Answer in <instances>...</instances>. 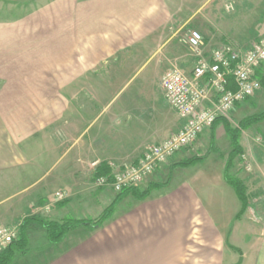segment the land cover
Segmentation results:
<instances>
[{
  "label": "crops",
  "instance_id": "0c3cea01",
  "mask_svg": "<svg viewBox=\"0 0 264 264\" xmlns=\"http://www.w3.org/2000/svg\"><path fill=\"white\" fill-rule=\"evenodd\" d=\"M223 5L224 0H0V226L19 220L16 239L21 233L25 239L24 251L9 264H192L183 256L192 227L226 241L236 233L241 202L224 178L229 137L223 149L216 145L226 134L222 121L141 183L168 179L165 186L143 200L123 196L98 228L78 226L54 243L40 224L25 222L33 215L57 220L59 209L74 203L91 210L102 197L100 215L117 192L107 185L75 194L88 187L89 162L125 166L179 129L175 113L160 121L154 109V117L134 119L128 107L142 103L148 73L158 84L172 67L190 74L191 59L175 44L177 30H198L207 52L227 39ZM116 90L126 91V98L117 109L107 108ZM201 155V162L175 165ZM62 187L71 198L56 204L54 217L29 214L33 204Z\"/></svg>",
  "mask_w": 264,
  "mask_h": 264
},
{
  "label": "rangeland",
  "instance_id": "374dc122",
  "mask_svg": "<svg viewBox=\"0 0 264 264\" xmlns=\"http://www.w3.org/2000/svg\"><path fill=\"white\" fill-rule=\"evenodd\" d=\"M232 1L234 3V9L230 12H227L225 9L223 10L225 31L230 32L228 36H226L227 39L224 40L222 44L231 42L242 47H247L253 40L264 36V0ZM191 29L194 28L186 26L177 30L175 32L174 40L176 47L180 51H185L191 59L193 65V53L186 43V37ZM230 33L233 38L229 36ZM142 71L143 72L141 74L135 76L137 80L142 78L143 74L147 73L148 69ZM147 77L146 90L142 95L143 100L140 101L142 103L135 107L134 104L131 107H128L129 110H132L130 117L135 119V116L141 114L143 116H146L147 114L149 117H154L155 114L153 113V110L159 109L160 121L162 119H166V117L171 118L175 112L168 106L163 98L162 90L159 88L160 80L158 84L156 78L157 76L152 72L148 73ZM126 95L127 92L124 90L114 91L110 97L111 102L107 108L117 109L125 100ZM99 110L101 109L97 108V111ZM263 110L264 89L261 86L260 90L254 96L241 103L239 108L227 112L225 118H227L231 126L236 127L237 123L244 117L262 112ZM108 111L109 110H106V113H102V115L97 117V125L106 116ZM101 116L102 118H100ZM111 133L109 135L113 136ZM109 135L107 133L106 136L110 137ZM257 137L258 140L256 139ZM110 139L114 140L112 137ZM225 140H228L226 134H224L222 138L219 137L216 142L217 147L223 149ZM213 146L214 144L210 143L208 151L213 149ZM242 146L243 152L242 156H240V162H235V169L237 168V172L233 171V166L235 165L234 163L230 169V173L239 177L244 182L248 196L249 209L248 212L241 217L240 227L239 229H236V233L232 236L233 238L230 237L228 239L229 243L234 244L236 248L241 250V252L239 254L231 248L230 244L227 245L226 242L228 241L224 240L223 236L218 234L212 235L210 233L201 234L198 233L194 227H192L191 233L189 236H186V250L183 252V256L190 260L192 264H227L228 262L233 264L238 261L239 256L240 264H264V120L256 123L254 126H251L250 129L244 133ZM92 162L93 161L88 164L91 172L89 171L90 173L87 175V179H85L88 187H81L83 192H80L79 190L81 188H78L77 192L75 191L76 195H88L93 191H97L98 188L107 186H97L95 184L92 174ZM112 163L118 166L117 163ZM162 180L164 179H161L160 181ZM146 186L147 183L144 185L140 184L139 189L143 190ZM16 189L18 188H15V190ZM57 192L62 193V198H58L56 196ZM69 197L71 198L68 190L62 187L61 189L54 191L52 197L50 199H48V197L46 202L33 204V206L28 209V212L29 214L40 213L54 217L56 214V204L69 200ZM91 200L93 201L95 199L92 198ZM96 201L98 202H93L95 207L94 209L90 208L91 210L84 209L85 206L83 205V202L82 204L74 203L73 205H77L76 207L70 205L68 207L61 208L57 213L56 219L60 220L79 217L94 219L99 215L102 207L106 205V202L102 197L98 200L96 199ZM19 223L20 221L16 220L7 226L16 228L19 226Z\"/></svg>",
  "mask_w": 264,
  "mask_h": 264
},
{
  "label": "built area",
  "instance_id": "2783aa9c",
  "mask_svg": "<svg viewBox=\"0 0 264 264\" xmlns=\"http://www.w3.org/2000/svg\"><path fill=\"white\" fill-rule=\"evenodd\" d=\"M223 6L227 12L234 9L232 0H225ZM186 43L194 57L190 74L172 67L160 79L165 102L181 120L179 129L162 141L146 146L130 164L117 166L108 162L110 174L96 177L97 186L110 185L117 192L123 187H139L176 153L194 144L217 117H226L236 104L260 90L261 83L255 72L264 66V36L253 40L247 47L227 42L207 52L201 33L191 29ZM229 78L233 89L229 88ZM100 164L93 161V170ZM56 196L62 198V193L57 192ZM17 235L16 228L0 226V253Z\"/></svg>",
  "mask_w": 264,
  "mask_h": 264
},
{
  "label": "trees",
  "instance_id": "16d2710c",
  "mask_svg": "<svg viewBox=\"0 0 264 264\" xmlns=\"http://www.w3.org/2000/svg\"><path fill=\"white\" fill-rule=\"evenodd\" d=\"M255 77L259 79L262 88L264 89V66H260L256 72ZM229 81V88H234L231 82V79H228ZM249 99V98H248ZM246 99V100H248ZM245 100V101H246ZM243 103V102H242ZM241 103L236 104V106H239ZM264 120V110L262 112L252 114L249 116L244 117L241 119L236 127L231 126L229 121L222 116H219L216 118V120L211 125V128H214V125L217 121H222L225 132L227 136L230 139L231 144V151L228 155L226 165H225V171H224V178L225 181L232 186L234 189L238 199L241 202V209L240 211L234 216V220H238L241 218V216L244 214L248 207V196L246 193V186L244 182L237 176L230 173V169L232 168L234 164V159L236 157L242 156L243 148L240 144V137L243 130H246L253 126L254 124ZM213 138V135H211ZM211 138V143L213 142ZM206 155L201 156H192L188 159L179 161L175 163L177 166H188L192 165L198 162H201ZM110 174V168L108 166V163L103 161L101 164L95 169L93 173V178L95 179L98 176H108ZM168 182V179L164 182H150L147 185V188L145 190H140L136 186H128L123 187L120 191L117 192V195L113 199V201L105 207V209L102 211V213L94 219H80V218H67L62 220H50L41 218L38 216H28L25 218V222H36L40 224L46 231L47 237L49 241L51 242H59L62 240V238L65 236V234L78 226H85L91 229L98 228L106 219H108L115 208V205L117 202L125 195L132 194L135 198L139 200L145 199L151 189L161 188L165 186ZM25 246V239L21 233V236L19 239H15L12 243H10L1 253H0V264H9L14 257V254L17 252L24 251L23 248ZM236 252L240 254L241 250L239 248L231 246ZM235 264H240V256L238 261Z\"/></svg>",
  "mask_w": 264,
  "mask_h": 264
}]
</instances>
